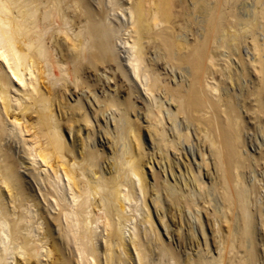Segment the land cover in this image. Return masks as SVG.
Wrapping results in <instances>:
<instances>
[{
	"label": "bare ground",
	"instance_id": "1",
	"mask_svg": "<svg viewBox=\"0 0 264 264\" xmlns=\"http://www.w3.org/2000/svg\"><path fill=\"white\" fill-rule=\"evenodd\" d=\"M0 264H264V0H0Z\"/></svg>",
	"mask_w": 264,
	"mask_h": 264
},
{
	"label": "rangeland",
	"instance_id": "2",
	"mask_svg": "<svg viewBox=\"0 0 264 264\" xmlns=\"http://www.w3.org/2000/svg\"><path fill=\"white\" fill-rule=\"evenodd\" d=\"M24 136H25V134L23 135V137ZM70 138L72 139V136L68 134V139L70 140ZM7 141L9 143V145L11 146L13 152L15 153L16 157L17 158H22L24 160V162H25V165L29 166L31 168V169H26L25 166H23L24 169L22 170V172L25 174V176L29 180L31 179L30 173L33 172V170L34 171L35 170H39L41 176H43V177L46 176L47 174H49V170L48 169H44L43 166H42V163L39 160H37V162H38L37 164H33V163H31V161L26 156H24L22 154V146H21L22 144H21V142L19 143L17 138L11 137V138H8ZM32 183H33L34 188L36 189V187H37V186H35L36 184L34 182H32ZM99 245L103 246V239L101 237L99 238Z\"/></svg>",
	"mask_w": 264,
	"mask_h": 264
}]
</instances>
